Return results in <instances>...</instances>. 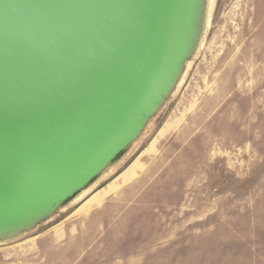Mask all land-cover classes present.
Returning a JSON list of instances; mask_svg holds the SVG:
<instances>
[{
	"label": "rangeland",
	"instance_id": "obj_1",
	"mask_svg": "<svg viewBox=\"0 0 264 264\" xmlns=\"http://www.w3.org/2000/svg\"><path fill=\"white\" fill-rule=\"evenodd\" d=\"M210 2L140 138L0 264H264V0Z\"/></svg>",
	"mask_w": 264,
	"mask_h": 264
},
{
	"label": "water",
	"instance_id": "obj_2",
	"mask_svg": "<svg viewBox=\"0 0 264 264\" xmlns=\"http://www.w3.org/2000/svg\"><path fill=\"white\" fill-rule=\"evenodd\" d=\"M210 0H0V243L135 143L202 42Z\"/></svg>",
	"mask_w": 264,
	"mask_h": 264
},
{
	"label": "bare ground",
	"instance_id": "obj_3",
	"mask_svg": "<svg viewBox=\"0 0 264 264\" xmlns=\"http://www.w3.org/2000/svg\"><path fill=\"white\" fill-rule=\"evenodd\" d=\"M209 24H210V16H207L206 20H205V24H204V27H206V29L209 27ZM138 166V165H137ZM137 168V167H135ZM139 168V167H138ZM126 175V174H124Z\"/></svg>",
	"mask_w": 264,
	"mask_h": 264
}]
</instances>
